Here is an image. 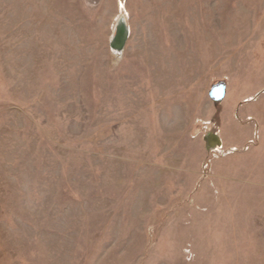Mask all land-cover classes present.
<instances>
[{"label":"rangeland","instance_id":"374dc122","mask_svg":"<svg viewBox=\"0 0 264 264\" xmlns=\"http://www.w3.org/2000/svg\"><path fill=\"white\" fill-rule=\"evenodd\" d=\"M0 264H264V0H0Z\"/></svg>","mask_w":264,"mask_h":264},{"label":"water","instance_id":"95a60500","mask_svg":"<svg viewBox=\"0 0 264 264\" xmlns=\"http://www.w3.org/2000/svg\"><path fill=\"white\" fill-rule=\"evenodd\" d=\"M130 38V29L126 23L125 18H121L118 22L116 33L110 43L113 51L123 52L126 48L127 42ZM227 93V85L224 82H219L212 86L209 97L215 103H221ZM207 142L210 150H215L222 147V140L217 134H209Z\"/></svg>","mask_w":264,"mask_h":264}]
</instances>
